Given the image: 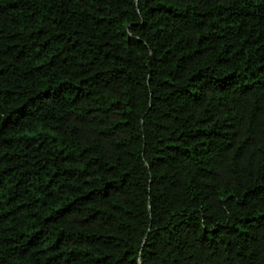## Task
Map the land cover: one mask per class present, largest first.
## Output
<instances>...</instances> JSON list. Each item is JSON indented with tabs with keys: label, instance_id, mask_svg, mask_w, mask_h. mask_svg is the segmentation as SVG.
Here are the masks:
<instances>
[{
	"label": "trees",
	"instance_id": "1",
	"mask_svg": "<svg viewBox=\"0 0 264 264\" xmlns=\"http://www.w3.org/2000/svg\"><path fill=\"white\" fill-rule=\"evenodd\" d=\"M0 264H264V0H0Z\"/></svg>",
	"mask_w": 264,
	"mask_h": 264
}]
</instances>
